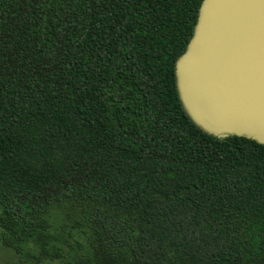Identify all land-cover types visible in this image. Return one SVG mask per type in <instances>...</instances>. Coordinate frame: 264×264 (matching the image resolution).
I'll return each instance as SVG.
<instances>
[{
  "label": "trees",
  "instance_id": "1",
  "mask_svg": "<svg viewBox=\"0 0 264 264\" xmlns=\"http://www.w3.org/2000/svg\"><path fill=\"white\" fill-rule=\"evenodd\" d=\"M204 0H0V241L14 264H264V145L187 114Z\"/></svg>",
  "mask_w": 264,
  "mask_h": 264
},
{
  "label": "water",
  "instance_id": "2",
  "mask_svg": "<svg viewBox=\"0 0 264 264\" xmlns=\"http://www.w3.org/2000/svg\"><path fill=\"white\" fill-rule=\"evenodd\" d=\"M176 77L204 132L264 145V0H204Z\"/></svg>",
  "mask_w": 264,
  "mask_h": 264
},
{
  "label": "rangeland",
  "instance_id": "3",
  "mask_svg": "<svg viewBox=\"0 0 264 264\" xmlns=\"http://www.w3.org/2000/svg\"><path fill=\"white\" fill-rule=\"evenodd\" d=\"M16 256L12 250L4 247L0 241V264H14Z\"/></svg>",
  "mask_w": 264,
  "mask_h": 264
}]
</instances>
